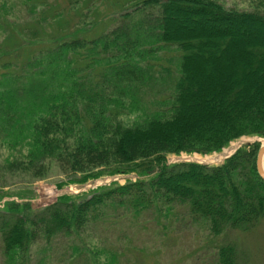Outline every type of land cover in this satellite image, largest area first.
Masks as SVG:
<instances>
[{"label":"trees","instance_id":"trees-1","mask_svg":"<svg viewBox=\"0 0 264 264\" xmlns=\"http://www.w3.org/2000/svg\"><path fill=\"white\" fill-rule=\"evenodd\" d=\"M26 31L24 47L45 48L16 68L15 60L1 63L0 140L27 148L24 160H10L7 168L39 176L47 158L73 172L114 162V170L124 166L147 177L39 209L8 204L0 210V235L9 264L15 254L26 264L38 240L70 235L102 214L131 220L185 206L214 235L255 227L264 215L258 142L215 166L167 164L165 156L219 150L242 135L264 137V12L214 0H139L115 28L95 37L74 27L47 36L38 28ZM159 43L179 50V76L167 111L141 113L131 107L148 81L141 60ZM127 103L136 113L125 124L120 116ZM116 258L110 252L106 264ZM217 261L238 264L235 245L220 246Z\"/></svg>","mask_w":264,"mask_h":264},{"label":"rangeland","instance_id":"rangeland-1","mask_svg":"<svg viewBox=\"0 0 264 264\" xmlns=\"http://www.w3.org/2000/svg\"><path fill=\"white\" fill-rule=\"evenodd\" d=\"M137 1L0 0V74L5 70L1 67L3 60H15L12 68H16L21 58L45 48L37 43L23 46L29 38L24 35L26 28L42 29V35L46 33L47 36L74 27L87 37H95L115 28L120 14L130 10ZM214 1L228 9L264 12V0ZM58 15L63 17L61 21H57ZM157 46L154 51L146 52L141 60L148 81L139 86L134 106L131 105L141 113L167 111L179 76V50L174 45L159 43ZM126 107L121 111L125 114L120 116L125 124L131 122L136 113L129 109V103ZM263 140L264 137L242 135L219 150L207 153L198 150L167 153L165 161L169 163L170 156L179 154L211 156L235 145H238L236 149L247 148L255 142L260 146ZM26 152L25 146L10 148L0 140V210L10 203H27L39 209L60 198H86L103 187L147 177L139 175L138 169L125 170L124 166V172L114 170L117 166L114 162L73 172L62 171L47 158L46 170L39 176L34 170L7 168L10 160H24ZM90 179L97 181L77 192L71 190L73 185ZM104 216L91 220L70 235L58 234L49 242L38 240L31 247L26 264H106L110 252L116 254V264H218L217 251L228 243L235 245L238 264H264V215L251 229H227L219 235L212 234L203 220L192 218L185 206H177L168 215L160 216L150 211L131 220L115 219L112 213L107 218ZM9 261L3 254L0 235V264H9ZM11 262L20 264V254L13 255Z\"/></svg>","mask_w":264,"mask_h":264},{"label":"built area","instance_id":"built-area-1","mask_svg":"<svg viewBox=\"0 0 264 264\" xmlns=\"http://www.w3.org/2000/svg\"><path fill=\"white\" fill-rule=\"evenodd\" d=\"M237 146L238 145L231 146L230 148L226 149L225 151L223 150V152H221V153L219 152V153H215L211 156H205V157H197L194 155H184V154L174 155V156H170L168 158V162L169 163L193 162V163L204 164V165H218V164L222 163L226 158H228L231 154H233L234 151L236 150ZM96 181H97L96 179H91L82 185L75 184V185H73L71 190L73 192H77V190L85 189L91 185H94L96 183ZM105 181H109V180L105 179Z\"/></svg>","mask_w":264,"mask_h":264},{"label":"water","instance_id":"water-1","mask_svg":"<svg viewBox=\"0 0 264 264\" xmlns=\"http://www.w3.org/2000/svg\"><path fill=\"white\" fill-rule=\"evenodd\" d=\"M258 177L264 181V140L258 148L255 160Z\"/></svg>","mask_w":264,"mask_h":264}]
</instances>
